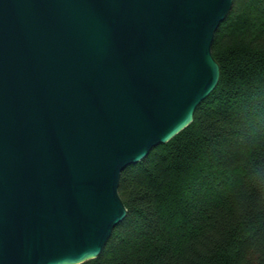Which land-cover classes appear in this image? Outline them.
Returning a JSON list of instances; mask_svg holds the SVG:
<instances>
[{
    "label": "water",
    "instance_id": "1",
    "mask_svg": "<svg viewBox=\"0 0 264 264\" xmlns=\"http://www.w3.org/2000/svg\"><path fill=\"white\" fill-rule=\"evenodd\" d=\"M233 0H0V264L97 257L121 171L215 88Z\"/></svg>",
    "mask_w": 264,
    "mask_h": 264
},
{
    "label": "trees",
    "instance_id": "2",
    "mask_svg": "<svg viewBox=\"0 0 264 264\" xmlns=\"http://www.w3.org/2000/svg\"><path fill=\"white\" fill-rule=\"evenodd\" d=\"M192 121L120 173L126 216L79 264H264V0H233Z\"/></svg>",
    "mask_w": 264,
    "mask_h": 264
}]
</instances>
